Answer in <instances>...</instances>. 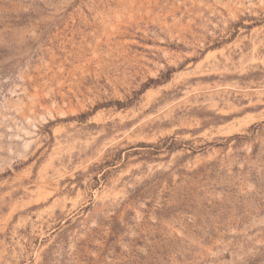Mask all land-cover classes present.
Segmentation results:
<instances>
[{
	"label": "rangeland",
	"instance_id": "374dc122",
	"mask_svg": "<svg viewBox=\"0 0 264 264\" xmlns=\"http://www.w3.org/2000/svg\"><path fill=\"white\" fill-rule=\"evenodd\" d=\"M0 264H264V0H0Z\"/></svg>",
	"mask_w": 264,
	"mask_h": 264
}]
</instances>
